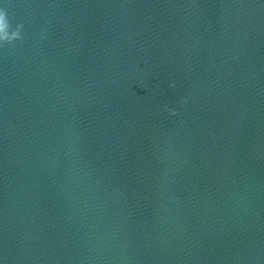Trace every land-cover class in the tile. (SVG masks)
<instances>
[{
	"label": "water",
	"instance_id": "obj_1",
	"mask_svg": "<svg viewBox=\"0 0 264 264\" xmlns=\"http://www.w3.org/2000/svg\"><path fill=\"white\" fill-rule=\"evenodd\" d=\"M0 264H264V0H0Z\"/></svg>",
	"mask_w": 264,
	"mask_h": 264
}]
</instances>
